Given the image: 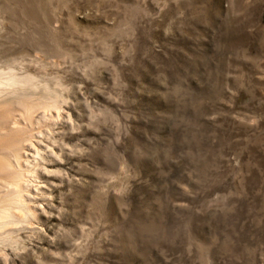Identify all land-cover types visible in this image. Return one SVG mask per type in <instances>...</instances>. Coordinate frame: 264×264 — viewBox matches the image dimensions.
I'll return each instance as SVG.
<instances>
[{"label": "rangeland", "instance_id": "1", "mask_svg": "<svg viewBox=\"0 0 264 264\" xmlns=\"http://www.w3.org/2000/svg\"><path fill=\"white\" fill-rule=\"evenodd\" d=\"M0 264H264V0H0Z\"/></svg>", "mask_w": 264, "mask_h": 264}, {"label": "bare ground", "instance_id": "2", "mask_svg": "<svg viewBox=\"0 0 264 264\" xmlns=\"http://www.w3.org/2000/svg\"><path fill=\"white\" fill-rule=\"evenodd\" d=\"M7 169V168H6Z\"/></svg>", "mask_w": 264, "mask_h": 264}]
</instances>
